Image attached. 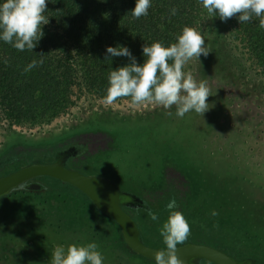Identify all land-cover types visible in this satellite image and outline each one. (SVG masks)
I'll use <instances>...</instances> for the list:
<instances>
[{
    "label": "rangeland",
    "instance_id": "rangeland-1",
    "mask_svg": "<svg viewBox=\"0 0 264 264\" xmlns=\"http://www.w3.org/2000/svg\"><path fill=\"white\" fill-rule=\"evenodd\" d=\"M198 62L196 59L190 60L184 71L191 72L198 82L206 81L211 89L212 96L207 99L209 109L203 116L189 112L179 118L175 115V108L170 110L173 114L168 115L162 107L152 104L134 105L126 98L116 100L111 105L105 104L103 100H83L50 122L38 125L23 124L11 128V131L1 132L0 175L11 170L12 164L16 167L23 160L36 159L48 151L58 149L60 146L53 148L57 142L75 143L83 133H98L102 132V129L103 132L110 133L117 126L116 130L121 131L117 134L118 139L114 136V139L108 142L106 137L105 149L86 158L88 164L85 167L124 185L146 188L157 185L154 188L162 190L163 194L173 191L174 194L180 195L182 198H177L178 204L181 208L184 207L182 214L193 230H197L195 217L190 214L192 210L186 205L189 202L186 197L190 186L181 182L187 164L206 167V170L216 172L221 178L229 177V180L241 186L254 200L264 202V83L253 78L237 63L233 65V61L227 60L234 69L226 70L224 64L223 67L208 69L205 73L198 70ZM111 125H114V128ZM18 140L27 145L21 148L13 147L10 151L5 150L9 142ZM32 141L36 144L28 146ZM143 147L158 148L157 154L161 152L168 156L164 160L169 162L165 171L171 175L172 180H161L157 183L160 179L159 173H163V169L156 171V167H153L152 170L144 171L148 166L136 161ZM7 153H11L8 156L13 160L5 156ZM133 160L135 163H132ZM51 184L50 181H44L45 186L52 187ZM55 189L57 194H71V190L66 186H56ZM84 209L82 213L79 212L80 209L78 210L74 201L67 198V219L73 216L77 219L76 223L78 221L82 226L80 236L75 233L78 228L75 222L72 226L68 225V237L78 240L80 237L87 238L88 243L93 240L104 257L103 264H154L124 246L115 225L99 217L92 221L90 214L87 215ZM168 214H162L157 221L144 216L137 219L142 229V237L147 242L165 247L159 230L167 220ZM127 215L131 218L128 213ZM52 222L55 223L56 219H52ZM13 232L9 230L6 233L12 239L9 251H4L0 264H20L23 258L29 264H49V257L37 244V236L33 235L32 239L17 238ZM26 242H29V245ZM251 243H243L239 248H243L244 252L258 249L263 254L264 261V244ZM33 249L44 254L43 257L35 258L32 255Z\"/></svg>",
    "mask_w": 264,
    "mask_h": 264
},
{
    "label": "trees",
    "instance_id": "trees-1",
    "mask_svg": "<svg viewBox=\"0 0 264 264\" xmlns=\"http://www.w3.org/2000/svg\"><path fill=\"white\" fill-rule=\"evenodd\" d=\"M46 2L44 15L49 22L42 26L43 36L32 51H18L0 40V133L23 124L50 122L83 100L104 101L110 71L130 63L127 57L105 61L107 47H127L142 64L144 44L169 46L185 26L196 29L210 50L207 57L201 55L198 70L205 73L224 64L226 70L234 69L237 63L264 83V29L256 17L243 24L236 17L221 21L198 0H151L148 14L139 19L131 17L135 0ZM172 8L177 9L175 15ZM41 53L43 64L24 72L32 60L41 59ZM23 142H9L5 150L25 147ZM215 175L209 176L210 182L196 180L192 198L209 195L233 225L264 233V207L254 204L250 194L229 177L213 181Z\"/></svg>",
    "mask_w": 264,
    "mask_h": 264
},
{
    "label": "flooded vegetation",
    "instance_id": "flooded-vegetation-1",
    "mask_svg": "<svg viewBox=\"0 0 264 264\" xmlns=\"http://www.w3.org/2000/svg\"><path fill=\"white\" fill-rule=\"evenodd\" d=\"M107 126L108 125H106L105 128H107ZM111 126L114 128V125ZM117 128L118 127L115 126V129H113L110 133H106L105 131L103 132V129L102 132L98 133H83L75 143L64 144L63 141L57 142V144L53 145V148H58L59 146L61 148L59 147L58 149H54L51 152L48 151L47 153L42 154L36 159H29L26 161L23 160V162L16 167H14V164H12L11 170L4 174H1L0 176L7 175L8 173H11L29 163H51L57 154L65 152L66 156L63 160V166L66 169L76 171L83 176L106 179L116 187L117 191L119 192L117 198L119 208L125 215H127L128 213L131 216L130 218L127 215V217L134 224L137 232V237L140 242L145 246L162 250L165 247L149 243L142 237V229L140 228L137 219L141 216L149 217V210L158 214L159 217L162 214H167L168 211H166V205L172 199H175L177 202L176 210L182 212L184 210V207L181 208L177 201V198L182 197L178 194H174L173 191H169L163 194L162 190H157L158 188H154L157 187V185H155L154 187L152 186V188H146L138 185H124L105 174L91 172L85 167L88 164L86 158H88L89 156H94L99 151L105 149L106 137L108 139V142H111V140L114 139L113 137H116L117 134H119V130H116ZM119 140L117 144H119ZM156 150H158V148L143 147L140 150L142 153H140L138 157H136V161L148 166L147 169H144V171L152 170L153 167H156V171L162 169L164 170L163 173H159L160 179L157 183H160L161 180L170 181L172 180V177L170 174H168V172L165 171L167 170L166 166L169 162L164 161L168 156H164L161 152L157 154ZM7 155L9 154L7 153L5 156ZM8 159L13 160L11 156H8ZM17 163H19V161ZM132 163H135L134 160ZM187 165L188 166L185 167L186 173L184 174L183 178L181 177L182 184H189L190 186L189 192L186 197L189 198V202L188 204H186L188 207L185 205V209L187 207L192 210L190 211V214L192 216L194 214V221L195 225L197 226V230H193L192 228H190L191 232L188 240L185 243H193L214 248L234 260L236 264H264V261L262 260L263 254H261L258 249L244 252L243 248H239V246L243 243L246 244L253 242L251 244H264V233L262 231L254 229V227L244 230L238 227V225H233L230 222L231 220L227 219L223 208H221V206L219 205L220 203H217L215 201V198H211L209 195H197L192 198L191 195L193 193L194 182L196 180L210 182L211 179L209 176L215 175L216 172L206 170V167L200 168L199 166H194L191 164ZM219 177L220 175L216 174L213 181H216ZM224 177H220L221 180H225L226 177ZM44 181H50L52 183V187L45 186ZM56 186L68 187L71 190V194L68 196H66L65 194H57V190L55 189ZM67 198H70L74 201L75 206L78 208V210L80 209L79 212L82 213V209L85 208L84 210L87 212V215L90 214L89 216H91L92 221L99 217L107 223L115 225L120 232L118 225L108 216L100 213L91 204L87 197L75 187L51 177L33 176L28 180L20 183L14 189L8 191L6 194L0 196V215H2L0 216L1 263L3 261L4 251H7L9 249L10 238H8V234H6L9 230H13V234H16L14 237L17 238L21 237L25 239H32L33 235L37 236V244L44 249V252L49 257V260L51 257V253L57 246L63 245L67 247V244H87V238L80 237L81 239L78 240V238L73 239L67 236L68 225L72 226L74 222L76 223L75 220H77L74 219L73 216H70V219H67ZM250 199L258 207H264V202L260 203L254 200L253 197H251ZM213 211L217 212L218 215H211ZM52 219H56V222L53 223ZM192 223L194 224V222ZM76 225L78 228L75 229V233L76 235L80 234L81 236V223L77 221ZM84 235L86 237L85 231ZM90 242H93V240H90ZM27 244L29 245V242H27ZM19 247H21V245H19ZM33 250L34 253L32 255L35 258L38 257V259H41L43 257L44 254L39 253L37 249ZM29 258L30 256L27 257L28 260ZM21 260L22 259H20V261ZM25 261L26 260L23 258V262L20 264H29V262ZM147 261L154 263L150 260ZM196 264L213 263L205 261L203 259H199Z\"/></svg>",
    "mask_w": 264,
    "mask_h": 264
},
{
    "label": "clouds",
    "instance_id": "clouds-1",
    "mask_svg": "<svg viewBox=\"0 0 264 264\" xmlns=\"http://www.w3.org/2000/svg\"><path fill=\"white\" fill-rule=\"evenodd\" d=\"M203 9L211 16H218L221 21L236 17L240 24L258 18L259 27L264 29V0H198ZM151 0H135L131 17L139 19L148 14ZM47 10L46 0H0V40L18 51H32L42 38V26L49 21L44 15ZM176 8L171 9L175 15ZM210 50L204 37L194 28L185 26L175 42L164 46L153 42L142 46L144 61L137 63L130 50L124 46L107 47L105 61L111 57H127L130 61L125 66L111 70L108 74V87L104 103L111 105L117 99L129 97L134 105L152 104L162 107L168 115L175 108V115L183 118L189 112L198 115L208 111L207 99L212 96L206 81H197L191 72H185V65L192 59L199 61L201 55L207 57ZM32 60L24 72L43 64ZM177 202L172 199L166 205L167 220L159 230L163 238L164 250L156 251L155 264H184L178 258V245L188 240L191 229L182 212L176 210ZM211 215H218L213 211ZM152 221L159 219L158 214L149 210ZM104 257L95 242L85 245L69 244L55 247L49 264H103Z\"/></svg>",
    "mask_w": 264,
    "mask_h": 264
},
{
    "label": "water",
    "instance_id": "water-1",
    "mask_svg": "<svg viewBox=\"0 0 264 264\" xmlns=\"http://www.w3.org/2000/svg\"><path fill=\"white\" fill-rule=\"evenodd\" d=\"M65 152L59 153L51 163H29L7 175L0 176V196L14 189L33 176H47L67 183L82 194L102 214L108 216L119 227L124 245L133 253L155 263L154 255L159 249L145 246L137 237L133 222L119 208V192L108 180L83 176L63 166ZM177 256L184 264H196L199 259L213 264H236L234 260L220 251L204 245L185 243L177 246ZM164 250V249H162Z\"/></svg>",
    "mask_w": 264,
    "mask_h": 264
}]
</instances>
